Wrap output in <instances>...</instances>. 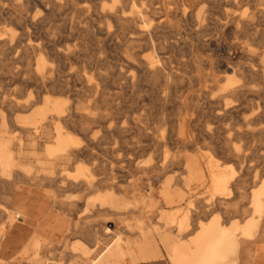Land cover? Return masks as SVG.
<instances>
[{
	"label": "bare ground",
	"instance_id": "1",
	"mask_svg": "<svg viewBox=\"0 0 264 264\" xmlns=\"http://www.w3.org/2000/svg\"><path fill=\"white\" fill-rule=\"evenodd\" d=\"M155 1L154 3V0H130L128 3L131 4V11L129 10L128 17H123L120 10L113 13L120 24L127 25V37L123 36L125 44H128L124 49L127 55L123 56V62L127 65L124 71L119 68L109 74L97 72L98 68L94 66V61L92 59L88 62L84 61L80 50L70 49L66 44L62 47L61 42L72 35V27L59 30L58 33L43 32L42 37L30 38L33 30L38 29L43 22L41 15L28 16L26 13H21L14 18L21 26L19 36L14 43L12 36L11 38L8 36L9 40L1 39L0 36V45H9L7 49L13 48L15 56L26 61L23 74L17 75H25L22 81L26 85H33L34 94L29 92L24 100L12 98L7 101L6 106L10 112L34 107L36 102H40V106L32 108L33 111L29 115L11 116L10 124L19 128L21 132V135L15 137L16 139L7 136L9 131L6 126L9 122L2 121V133L5 135H0V185L10 186L11 182L23 177L22 180L31 187L27 189L41 192L40 188L48 187L53 182V177L40 175L38 171L31 175L25 171L23 155L25 149L45 150L48 156L54 147H60L65 151V155L73 158L88 152L87 147L97 139V136L89 135L84 124L97 122L100 118L98 114L100 105L110 104L108 99L102 97L107 94L102 88L103 81L121 90L130 89L132 94L136 95L142 87L148 86L151 90L150 96L160 99L162 111L170 102L173 104L172 112L175 114L174 117L160 116L156 129L159 138V140L156 138V144L164 148L158 158L165 163V166L159 167L157 172L161 177L167 176L165 185L159 190L164 197L158 196L157 189L142 196L138 193L141 188L139 183L135 185L134 192L138 191L134 193V198H128L120 193L122 190L115 181L111 182L109 187L116 188V192L107 188L93 198L84 197L85 207H90L96 202L95 204L106 211L116 229L110 230V233H106L105 228L102 229L103 235L110 237L104 242V249L97 260L88 262V256L98 247V238H94L93 248L74 241L70 250L77 255V262L101 264L102 254L113 245L121 241L138 240L145 232H150L160 243L166 264H258L260 259L264 260V175L248 190L249 215L244 220L228 217L231 210H222L214 213L208 221L197 220L194 231L182 236L184 231L180 229L181 222L167 217L165 211L177 209L178 201L175 197L180 198L181 189H185L186 185L192 184L196 176L201 175V167L207 159L222 158L233 177L235 171L228 166L231 162L239 165L244 160L251 161L253 158H258L264 163V0ZM228 1H231L235 7L246 3L249 8L240 12L228 8L231 10L228 11L225 5ZM41 3L45 9L60 5L48 0H41ZM199 5L203 8L197 10ZM204 5H208L211 11L208 8L204 9ZM21 6H18L19 9H22ZM10 14L0 8V19ZM187 20L197 25L196 31L199 33L197 40L202 46H209V39L200 36L208 22L221 25L226 35L235 33L245 35V40L239 43L230 41L223 43L217 40L213 53L218 64L223 67L224 73L239 74L242 83L235 85L228 79L221 82L216 77L217 74L208 73L212 81L208 85L199 88L192 95L180 91L182 88L180 79L183 78L181 70L186 62L185 60L173 62L167 56L171 47L170 43L167 44V40L173 34H182L184 29L181 25ZM12 61L17 62L16 58ZM88 65L95 71L94 74L88 75L89 72L86 70ZM10 73L15 75L12 71ZM199 82L201 83V80ZM49 91L60 93L62 99L85 94L93 102L77 104L73 106L72 112H69L68 107L66 110L62 108V100L47 94ZM196 113L201 118H207L201 126L195 118ZM76 114L78 118L73 119ZM227 118H231L232 121L224 124ZM165 125L169 135L168 133L165 135ZM68 126L82 131L86 135V144L80 145L78 140L73 139L68 133H63L62 130ZM105 127L99 140H105L110 133V126ZM207 139L214 142L216 147L211 148L209 153L201 154L196 146L202 145L201 143H205ZM171 140L180 144L182 150L175 151L169 156L166 146L167 141ZM235 140L244 143L243 152L240 153L239 147L232 145ZM147 164L148 162L143 161L139 167L145 169ZM135 165L138 167L137 164ZM172 165L179 167L178 177L170 175L166 170ZM254 177L256 173L253 172L252 178ZM61 178L71 188L87 192L97 184L94 175L82 167H79L76 173ZM98 185L100 186L101 183ZM185 190L188 192V201L184 209L193 210V206L198 202L195 199L198 193L196 189ZM206 191L205 198L211 199L213 197L211 187L206 188ZM51 195L49 199L51 204L68 205L64 200L54 196L52 198ZM207 205L205 204V207ZM144 206L150 208L157 218L150 230L139 229L134 238L124 237L131 233V229L124 223L123 216L142 210ZM8 216L7 212L0 209V223ZM224 217L230 219L229 223L223 222ZM176 227L179 229L177 230Z\"/></svg>",
	"mask_w": 264,
	"mask_h": 264
},
{
	"label": "rangeland",
	"instance_id": "2",
	"mask_svg": "<svg viewBox=\"0 0 264 264\" xmlns=\"http://www.w3.org/2000/svg\"><path fill=\"white\" fill-rule=\"evenodd\" d=\"M48 1L56 2L61 6L58 5L50 9H45L41 0H0V8L4 12L11 13L0 19L1 39L9 40L12 36V43H14L15 39L19 36L21 26L17 20L14 19L17 15L21 13H26L28 16L34 14L41 15L43 22L38 29L33 30V34L29 36L30 38L42 37L41 35L43 32H49L51 34L53 32L58 33L59 30L72 27L73 33L68 39L61 42L62 47L66 44L70 49L80 50L84 61L88 62L90 61L89 59L94 61V66L98 68L97 72L109 74L115 72L119 68L122 71L125 70L127 64L123 62V56L125 57L127 55L124 49L128 44H125V38L123 36L127 37V25L120 24L113 13L120 10L123 17H128L131 11V4L128 3L130 0ZM155 2L154 0V3ZM19 5H22V9H19ZM225 5L228 11L230 9H236L237 12H240L248 10L249 8V5L246 3L245 5L240 4L235 7L231 1L226 2ZM204 6V9H210L208 5ZM201 7L203 8L202 5H199L196 9L198 10ZM214 16L216 17V14ZM181 26L184 32L182 34H173L167 40V44L169 45L170 43L172 47V49L171 47L168 49L167 56L173 62H181L184 60L186 62V65L182 66L181 70L183 78L180 79L182 82L180 91H183L184 94L192 95L199 88L208 85L212 82L208 73L217 74L216 77H218L221 82H225L226 79H228L234 82L235 85L242 83V78L239 74L226 75V73H224L223 67L218 64L219 62H217V59H215L216 56L213 53L216 48L215 42L217 40V42L230 41L239 43L245 40V35L243 33L230 34L231 36L227 34V36L221 25L208 22L203 29L204 32L200 36L203 39H209L210 42L209 46H202L197 40V35L199 34L196 31V29H198L197 25L187 20L185 23H182ZM8 36H10V38ZM8 46L9 45H0V99H2L0 100L2 103H0V135H5L2 133V121L4 120L9 122L6 126L9 131L7 136L16 139L15 137L21 135V132L19 128L10 124L11 116L29 115L31 111H33L32 108L35 109L40 106V102H36L35 106L31 108H20L13 112L8 110L6 106L8 100L12 98H21L24 100V98H27L29 92L34 94L33 85H26V83L22 81V77L25 75H17L23 74L22 72H24L26 67V61L21 60L20 57H16L14 49H7ZM200 54H202V56ZM191 57H193V59H191ZM14 58L17 60L16 63L12 61ZM179 58L183 59L181 60ZM242 60L244 61V58ZM196 62L200 64L198 65ZM200 69L202 70L199 72ZM86 70L89 72L88 75L94 74L95 72L90 69V65L86 67ZM11 71L13 72L12 74L15 75H11ZM200 80L201 83L199 82ZM101 84L103 91L107 93L102 95V97L108 99V103L110 104L106 106L100 105L98 110L100 118L97 122L84 124L89 135L97 136V139L87 147L88 152L73 158L70 155H65V151L61 150L60 147H54L48 156H46L45 150L32 151L25 149L23 150L25 171L30 175L38 171L40 175L53 177V182L50 183L48 187L40 188L42 189L41 192H37L34 189H27L31 187L27 185L26 181L22 180L23 177L19 178L18 181H14L15 183L11 182L10 186H5V184L4 186L0 185V209L1 211L7 212L8 215L11 211L9 200L16 192L24 194L25 197L35 196L41 198L43 199L44 205L47 207H49L50 204L46 197L51 199V194L52 198L54 196V198L57 197V199H62L68 203L67 206L51 204L53 211L63 219V224L54 231L43 232L46 234V241L41 242H51L47 248L42 249L40 241H37L31 246L32 255L29 253L24 255L19 254V250L23 247H21V245L24 241L23 249L28 247V242L26 240L33 234L32 232H38L37 228L29 226L24 234L21 235V238L18 237L16 239V242L12 245V249L7 247L5 253H0V264H44V262H47L46 264H79V261L77 262V255L70 253L68 250L64 251L63 242L71 244L75 241L93 246L94 238H98V247L88 256V260L95 258L106 241V238L101 235L102 228L104 227L106 229V233H110V230L106 228V226L113 230L116 228L113 221L109 220L110 218H108L106 211L95 204L96 202L92 206L86 208L84 197L93 198L97 193L107 188L116 192V188L112 186L109 187L110 183L113 181H115L116 185L122 190L120 193H123L128 198H134V193L138 191L136 190L134 192V188L135 185L139 183L141 184V188L138 193L142 196L150 193L153 189H157L158 196L160 198L164 197V194L159 190L165 185L167 176L161 177L157 175L159 167L165 166V163H162L158 158L160 152L164 148L158 147L156 144V138H158L156 129L159 124L158 118H160V116L174 117L175 114L172 112L173 104L170 102L167 103L165 109L162 111V107L159 104L161 103L160 99H155L150 96L151 90L148 86L142 87V90L136 95L132 94L130 89L121 90L104 81ZM47 94L57 96L58 99L62 100V108L66 110L68 107L67 111L69 112H72L77 104H92L93 102L92 99L85 94L74 97L70 96L69 99H62L58 92L49 91ZM75 118H78V114H76L73 119ZM195 118L198 120L199 126L207 119L206 117L201 118L197 113L195 114ZM231 121V118H227L224 124L230 123ZM106 125L110 126V133L105 140H99V137L103 135L106 129ZM69 127L70 126L67 128L65 127L66 129L62 130L63 133H68L73 139L78 140L80 145L86 144V135L82 131H78L73 127H70V129ZM164 128L165 135H167V133L169 135L170 133L168 130L166 131V125ZM172 139H174V137ZM201 144L202 145L196 146L197 151L201 154L206 152L209 153L211 148L216 147V144L210 141V139H207L205 143ZM232 145L235 147L238 146L240 153L245 149V145L242 141L239 142L235 140ZM166 147L169 156L173 155L175 151L182 150L180 144L173 140L167 141ZM210 159L216 160L214 162L216 166L215 169L219 166V163L227 168L222 158L214 157ZM143 161L144 163L148 162L145 169L139 167L143 164ZM135 164H137L138 167H136ZM228 166L235 171V176L233 177L228 171V183L223 187H211L213 191V197L211 199L205 198L207 195V186L197 194L195 199H197L198 202L193 206V211L190 212L191 225L189 233L194 231L197 220L206 221L214 213L222 212V210H231L228 217H238L240 220H244L249 215V206L247 203L248 190L250 187L256 185L264 175V163L258 158H253L251 161L244 160L239 165H235L231 162ZM79 167H82L84 170L86 169L87 172L94 175L97 184L90 192L81 189H73L61 178V176L76 173ZM166 170L170 175H174L175 177L180 175L178 166H168ZM253 172L256 173V177L254 178H252ZM215 173L218 172L216 171ZM224 174L227 175V172H224ZM215 175L217 174L213 176ZM13 183L14 185H12ZM99 183H101L100 186L98 185ZM214 184L216 183L210 182L209 186H215ZM17 187L19 188L17 189ZM184 199L185 198H181L177 201L178 203L183 202L184 204ZM74 201L76 203H74ZM205 204L208 205L205 207ZM123 217L125 219L124 223L131 229V234L137 233L136 231H139V229L149 231L153 225L152 223L157 219L152 210L146 206H144L142 210L130 212ZM5 219L0 223V239L4 233H6V229L10 224L6 222ZM27 220L30 221L29 219ZM226 221H228V219ZM30 222L31 224L35 223L34 221ZM134 226H136V228H134ZM124 237L134 238V236L130 237L127 235ZM19 247L21 248L16 251ZM157 247V244L152 243L149 251L154 252ZM151 258L153 257L148 255L144 259ZM161 258L165 262L164 257ZM258 264H264V260L262 261V259H260Z\"/></svg>",
	"mask_w": 264,
	"mask_h": 264
},
{
	"label": "crops",
	"instance_id": "3",
	"mask_svg": "<svg viewBox=\"0 0 264 264\" xmlns=\"http://www.w3.org/2000/svg\"><path fill=\"white\" fill-rule=\"evenodd\" d=\"M216 160L207 159L204 166L201 167L200 170V176L195 177L194 180H192V184L186 185L185 189H196V192L199 193V191L208 188V187H223L226 183H228V169L223 167L220 163L219 166L215 169V162ZM222 167V168H221ZM218 173H215V172ZM224 172H227V175L224 174ZM214 174H217L213 176ZM214 178V179H211ZM210 182H215V186H209ZM185 189H181L180 198L179 196L175 197V200H180L181 198L184 199V204H186V201L188 200V192ZM183 196V197H182ZM50 203V200L48 197H46ZM183 202H179L176 206V210H166L165 214L167 217H172L175 221H180L182 224V229L184 233H182V236H186L189 233V228L191 225L190 221V212L193 210H183ZM10 209L9 216L6 217V222H9V226L6 229V233L1 237L0 239V253H5V249L8 247L9 249H12V245L14 242H16V239L18 237L21 238V235L24 234V232L29 228V226H33L38 229V232H32L28 238H27V245L25 249L24 243L19 247L16 251L19 250L20 255H24L29 253L32 255V245L40 241L41 247L47 248L51 242H41L46 241L45 237L46 234L43 232H49L54 231L56 228H59L63 224V219L53 211L52 206L50 205L47 207L43 203V199L30 196L25 197L24 194L20 192H16L11 200H10ZM43 218V219H42ZM238 218V217H237ZM34 221V224H31L30 221ZM210 217L206 220L208 221ZM227 218L224 217L223 222L229 223L230 219L226 221ZM17 222V223H16ZM74 225V224H73ZM104 228V227H103ZM102 228V229H103ZM109 230H113L112 228L106 226ZM177 229V227H176ZM179 229V228H178ZM177 229V230H178ZM177 232V231H176ZM102 237L107 239L110 237V235L104 236L101 231ZM127 236H134L135 234L128 233ZM153 235L150 232H145L143 236L138 240H127V241H121V243H117L113 245L109 250L104 252L102 254V262L101 264H166V258L164 252L160 250V243L158 240H156ZM152 243H155L158 245L157 249L154 252H150V246ZM65 244V245H64ZM73 243L68 244L63 242V247L65 248L64 251L68 250L70 253V247ZM95 244V241H94ZM93 246H89L90 248H93ZM26 245V246H27ZM104 247L100 250V252L97 254V256L93 259L88 260H97L99 256L101 255ZM74 254V253H72ZM151 256L153 258L151 259H144L146 256ZM105 257V258H104ZM155 257V258H154ZM161 257H164L165 262L162 260ZM68 264V263H66Z\"/></svg>",
	"mask_w": 264,
	"mask_h": 264
}]
</instances>
